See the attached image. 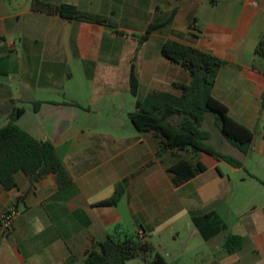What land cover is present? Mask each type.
<instances>
[{
	"label": "crops",
	"instance_id": "obj_1",
	"mask_svg": "<svg viewBox=\"0 0 264 264\" xmlns=\"http://www.w3.org/2000/svg\"><path fill=\"white\" fill-rule=\"evenodd\" d=\"M48 1L73 4L106 23L36 12L32 0H0L3 127L23 109L16 124L52 143L71 177V184L60 187L54 174L33 181L19 171L14 189L0 184V215L11 207L20 211L13 232L0 229V264H82L111 237L148 241L161 231L179 233L187 216V227L201 235L192 217L221 215L215 208L198 209L203 191L212 193L213 187L195 183L213 168L222 181L224 161L191 150L159 155L158 139L137 131L130 114L149 93L182 95L175 84L190 83L191 75L162 54L166 41L181 42L227 61L213 96L254 132L250 151H238L247 157L255 150L264 161V57L255 53L264 39V0ZM179 17L192 20L184 26ZM151 24L158 28L141 42ZM181 159L201 161L207 170L176 186L169 168ZM119 184L118 202L99 206L115 196ZM252 210L238 215L239 233L221 217L228 229L204 239L213 241V253L201 263L191 254L185 264H264V205L255 203ZM230 234L243 239L233 254L225 249Z\"/></svg>",
	"mask_w": 264,
	"mask_h": 264
},
{
	"label": "trees",
	"instance_id": "obj_2",
	"mask_svg": "<svg viewBox=\"0 0 264 264\" xmlns=\"http://www.w3.org/2000/svg\"><path fill=\"white\" fill-rule=\"evenodd\" d=\"M31 7L36 12L58 15L67 20H91L100 24L105 20L92 19L84 16L77 6L69 3L54 4L48 0H32ZM158 28L151 24L141 37L146 41ZM257 56L264 57V39L255 49ZM165 58L182 65L191 75L188 84H175L181 89L182 95L169 92L149 93L143 100H138L136 109L130 119L141 133L151 132L158 139L159 155L165 152L191 150L194 154L205 153L218 161H224L234 168H243V162L236 157L222 153L211 143V133L203 129L204 122L210 114L215 115V124L224 138L240 152L247 154L254 140V132L247 126L236 121L228 107L213 96L219 72L227 65V61L216 55L183 44L168 40L162 47ZM138 79L134 65L131 69V92L138 93ZM24 113L18 109L7 125L0 128V184L7 191L16 187L15 174L24 172L31 180L54 174L60 187L71 184V177L58 155L54 145L36 139L16 124ZM207 170L201 162L181 159L169 168L176 186H181ZM123 194V184L116 188L115 196L100 202L99 206L115 205ZM192 221L205 240H210L228 229L226 223L216 211L195 215ZM243 239L239 235H228L225 249L229 254L239 251ZM152 245L140 238L127 237L120 242L109 238L89 251L82 264H125L129 259L140 255H148ZM143 264H167L165 259L157 255L153 260Z\"/></svg>",
	"mask_w": 264,
	"mask_h": 264
},
{
	"label": "rangeland",
	"instance_id": "obj_3",
	"mask_svg": "<svg viewBox=\"0 0 264 264\" xmlns=\"http://www.w3.org/2000/svg\"><path fill=\"white\" fill-rule=\"evenodd\" d=\"M192 18L179 17L177 22L184 26ZM75 72L76 69H75ZM4 116L0 115V128L3 127ZM203 129L211 133L210 143L219 151L232 155L243 162V168H234L227 163H221L224 179L216 180V169H211L207 175L196 181L195 186L211 185L213 192L202 193L203 201L197 203L200 211L215 208L221 217L234 228V233L242 231L238 215L251 213L253 204L264 205V161L255 150L245 157L238 149L228 142L215 124V115L210 114L204 122ZM190 217H184L177 226L179 233L161 231L151 234L148 242L152 251L148 255H140L129 259L125 264H143L146 260H153L157 255L162 256L168 264H185L191 259L190 255L196 253L195 261L205 260L213 253V241L207 242L199 234H193L194 228L187 227ZM183 223V225H182ZM221 237L216 240L220 242ZM180 255V256H179ZM196 261V262H197ZM198 263V262H197Z\"/></svg>",
	"mask_w": 264,
	"mask_h": 264
},
{
	"label": "built area",
	"instance_id": "obj_4",
	"mask_svg": "<svg viewBox=\"0 0 264 264\" xmlns=\"http://www.w3.org/2000/svg\"><path fill=\"white\" fill-rule=\"evenodd\" d=\"M20 215V211L17 207H11L3 214L0 215V229L5 233L9 234L13 232L16 224V220Z\"/></svg>",
	"mask_w": 264,
	"mask_h": 264
}]
</instances>
